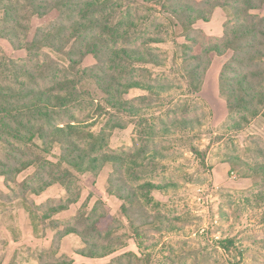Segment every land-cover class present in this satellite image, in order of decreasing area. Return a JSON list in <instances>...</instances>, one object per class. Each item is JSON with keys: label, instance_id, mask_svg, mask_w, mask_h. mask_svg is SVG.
Instances as JSON below:
<instances>
[{"label": "trees", "instance_id": "16d2710c", "mask_svg": "<svg viewBox=\"0 0 264 264\" xmlns=\"http://www.w3.org/2000/svg\"><path fill=\"white\" fill-rule=\"evenodd\" d=\"M218 8L227 19L223 35L215 38L196 25ZM263 10L264 0H0V39L26 52L16 58L0 45V201L19 203L37 235L53 231V246L37 251V264H72L61 250L69 236L81 242L75 252L90 258L124 244L119 226H101L109 215L102 199L83 203L63 219L80 201L81 175L97 176L106 165L108 192L123 201L135 234L153 224L143 198L151 202L153 191L168 186L151 180L158 134L181 131L191 152L204 160L195 145L198 135L188 130L201 125L195 98L215 55L231 51L220 74L229 129L264 118ZM53 12V20L34 27L35 18ZM168 42L179 48L174 59L183 64L194 98L181 93L177 99L173 92L182 84L176 89L171 76L158 71L171 58L162 47ZM89 57L93 63H86ZM165 102L162 115L153 113ZM129 124L137 130L135 149L120 153L110 146L111 134ZM256 152L264 157L263 148ZM252 170L264 177V163ZM54 186L63 196L38 203ZM165 221V215L157 216L159 225ZM17 256L16 251L13 264ZM105 264L143 260L128 252Z\"/></svg>", "mask_w": 264, "mask_h": 264}, {"label": "rangeland", "instance_id": "374dc122", "mask_svg": "<svg viewBox=\"0 0 264 264\" xmlns=\"http://www.w3.org/2000/svg\"><path fill=\"white\" fill-rule=\"evenodd\" d=\"M56 16L57 12H53L44 19L35 18L34 27L47 24ZM226 19L225 11L218 8L208 22L201 21L196 26L215 38L221 37ZM0 45L16 58L26 54L24 50L15 51L7 40L0 39ZM162 47L171 58L166 69L158 71H166L176 85L182 84L173 95L176 94L177 99L182 95L194 98L195 95L188 94L183 64L174 59L179 48L174 42ZM54 56L59 58L56 53ZM230 56L231 51L212 58L201 91L195 98L202 110L199 113L201 125L197 130L188 131L198 135L195 145L201 149L204 160L191 152L181 131L158 134L156 142L160 154L154 161L156 172L151 180L168 186L153 191L151 202L143 198L149 213H154L153 224L142 226L139 235L135 234L122 212L123 201L108 192L111 165L104 166L97 176L81 175L80 201L63 219L73 215L83 203L92 206L102 199L109 215L102 219L101 226L115 223L125 238L114 253L90 258L75 252L81 242L76 236H69L64 239L61 250L71 256L72 264H105L128 252L140 256L143 264H264V177L262 172L252 170L255 165L264 163V157L256 152L259 147L264 149V118L254 119L241 130L229 129L227 102L220 92V74ZM93 61L92 57L86 59L89 64ZM167 107L165 102L153 113L162 115ZM101 125L97 124L96 132ZM137 139L134 124H129L112 132L110 146L120 153L128 152L135 149ZM140 143L138 140V145ZM0 185L3 186L2 179ZM62 196V188L54 186L37 197V202ZM160 214L166 216L161 225L156 222ZM38 233L19 203L0 201V264H13L16 251L14 264H37V251L51 248L54 235L53 231L39 230ZM228 240L233 244L226 243Z\"/></svg>", "mask_w": 264, "mask_h": 264}]
</instances>
